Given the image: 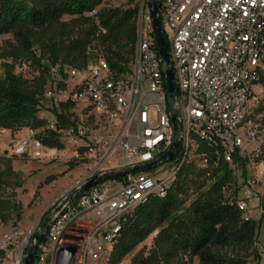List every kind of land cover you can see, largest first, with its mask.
I'll use <instances>...</instances> for the list:
<instances>
[{
  "label": "built area",
  "instance_id": "built-area-1",
  "mask_svg": "<svg viewBox=\"0 0 264 264\" xmlns=\"http://www.w3.org/2000/svg\"><path fill=\"white\" fill-rule=\"evenodd\" d=\"M158 4L174 75L181 129L178 150L170 162L96 184L68 203L39 243L36 264H55L57 251L65 246L77 250L72 264H100L118 239L126 214L153 195L163 198L185 164L232 167L244 161L250 173L230 202L243 220L264 215V170L258 167L264 160V138L252 119L258 104L254 87L264 72V0H158ZM14 68L28 69L29 64L20 60ZM65 72L63 78L58 67L50 70L51 82L63 85L48 92L52 103L72 100L102 119L104 133L92 132L81 121L64 131L71 144L83 148L91 174L109 170L104 165L115 150L119 155L111 169L150 161L168 149L172 128L165 80L151 18L141 4L130 79L113 78L100 55L91 67ZM29 74L34 77L37 71L30 69ZM71 83L75 85L69 91ZM45 128L58 132L55 120ZM37 134L27 129L12 145L13 155L43 158L45 147ZM254 201L259 217L251 214ZM17 237V232H10L0 238V264H22L25 242L15 245ZM255 245L264 252V246L257 241Z\"/></svg>",
  "mask_w": 264,
  "mask_h": 264
},
{
  "label": "trees",
  "instance_id": "trees-1",
  "mask_svg": "<svg viewBox=\"0 0 264 264\" xmlns=\"http://www.w3.org/2000/svg\"><path fill=\"white\" fill-rule=\"evenodd\" d=\"M103 2L0 0V36L11 34L20 46L19 52L6 56L15 60L31 49L42 72L34 77L17 75L13 62L3 63L0 130H38L37 138L44 147L60 149V135L47 130L45 121L37 116L50 70L58 67L65 78L67 69L87 68L100 55L113 78L132 77L139 5L100 7ZM158 9L160 13L159 4ZM63 17L70 19L62 20ZM99 28L105 32H99ZM164 38L168 51L165 35ZM259 82L264 83V72ZM58 105L51 112L58 129H66L72 124L67 116L73 103ZM257 111L263 113L260 122L264 126V107ZM239 165L244 167V161ZM16 175L12 159L0 155V223L15 224L20 219L21 204L13 191L21 187L20 182L12 179ZM55 177L48 176L43 183ZM238 193L233 169L228 164L183 165L163 198L153 195L126 214L107 264L121 263L146 239L152 242L148 253H135L131 264H246L245 259L223 253L224 249L236 252L251 249L259 264L261 252L255 243L263 216L260 220H243L241 212L230 202ZM36 261L37 254L31 264Z\"/></svg>",
  "mask_w": 264,
  "mask_h": 264
},
{
  "label": "rangeland",
  "instance_id": "rangeland-1",
  "mask_svg": "<svg viewBox=\"0 0 264 264\" xmlns=\"http://www.w3.org/2000/svg\"><path fill=\"white\" fill-rule=\"evenodd\" d=\"M140 4L141 0H104L100 7L126 8ZM69 19L70 17H63L62 20ZM163 31L165 34L167 33V29H163ZM19 48V43L12 38L11 34L0 36V75L3 72V63H16L20 60L27 61L29 68L21 70L13 68L15 74L30 77V69H35L37 74L41 72V69L35 63L34 52L31 49L29 53L21 55L15 60L9 58L10 55L6 56L9 52H19ZM91 65L88 67H91ZM75 84L71 83L68 90H73ZM56 87H60V83L51 82L48 73L45 91L40 102L39 112L37 114L39 118H42L45 121V125L52 120L56 121V118L52 114L51 110L53 108H58L59 105L55 106L52 103L51 98L47 95L48 92H56ZM254 88L258 94V104L252 115V119L256 122L260 138H264V126L260 122L263 113L257 111L259 107H264V83L258 82ZM66 101L73 103V107L69 109V115L67 116L71 123L81 121L92 132L96 134L104 133L103 127H100L102 119L95 113L94 110L81 104H76L72 100H62L60 102ZM64 131L65 128L58 129L57 132L60 135L62 148L56 149L45 147V155H43V158L40 159H33L28 155H13L12 145L16 139L22 135L21 130L17 132H0V140L2 141V144L0 145V155L9 156L12 159V167L17 173L16 177H13L12 179L21 183V187L13 190L16 200L21 204L20 219L15 224H13L12 221L0 223V238L10 232H17L18 237L13 241L14 244L16 245L21 242H25L27 236L36 231L39 225V217L59 198L67 195L68 191H70L76 183L81 181L93 171L92 164H90V162L83 157V148L71 144L65 138ZM3 150L7 151V153L5 154ZM118 155L119 152L115 150L104 165V168H115ZM258 164V167L264 170V160H261ZM247 168V166L241 167V165H232L236 186L238 188L242 187L245 182V177L250 173ZM243 172H245V174H243ZM51 175H55V179L49 183H43L45 178ZM255 205L256 201L250 204L251 210L254 211L251 212V214L255 217H259V212L256 211ZM77 241L78 240L76 239V242ZM76 242L74 244H76ZM25 244L27 246V242H25ZM150 244H152L151 240L146 239L119 264H131V258L137 252L141 251L144 254H147L150 249ZM257 244H259L261 248L264 246V215L259 228ZM258 251L261 252L260 248H258ZM223 253L226 255H234L235 258L245 259L246 264H256L254 255L251 253V249L247 252L245 250H237L236 252L234 250L231 251L230 249H224ZM108 256L109 254L102 256L100 264H107ZM263 263L264 252H261L259 264ZM193 264H195V262Z\"/></svg>",
  "mask_w": 264,
  "mask_h": 264
},
{
  "label": "water",
  "instance_id": "water-1",
  "mask_svg": "<svg viewBox=\"0 0 264 264\" xmlns=\"http://www.w3.org/2000/svg\"><path fill=\"white\" fill-rule=\"evenodd\" d=\"M146 2V9L151 18V25L155 40V49L157 55L160 59L165 86H166V95H167V107L168 113L170 116L171 128H172V141L168 149L156 156L154 159L136 164L131 166L120 167L116 169H109L101 171L94 174H89L81 181L76 183L67 195L59 198L55 203H53L46 212H44L39 217V225L36 231L27 236L25 244L22 250V264H31L33 257L36 254L37 248L43 237L45 236L47 230L50 227V224L54 216L59 213L68 203L73 201L78 195L86 191L90 187L105 182L113 180L127 174L139 173L147 171L154 167L160 166L167 162L172 161L175 156L179 144H180V122L178 120V113L176 110L175 104V85H174V75L170 64V59L166 47V42L164 38V31L162 27V22L160 18V13L158 9V0H141V6L144 7ZM7 151H5V154ZM76 248L74 246H65L61 247L55 255V264H72L76 256Z\"/></svg>",
  "mask_w": 264,
  "mask_h": 264
},
{
  "label": "crops",
  "instance_id": "crops-1",
  "mask_svg": "<svg viewBox=\"0 0 264 264\" xmlns=\"http://www.w3.org/2000/svg\"><path fill=\"white\" fill-rule=\"evenodd\" d=\"M6 131H8V130H0V132H2V133H4V132H6ZM26 131H27V128L26 129H22L21 130V132H22V135H20L19 137H22V136H24L25 135V133H26ZM8 132H11V131H8ZM18 137V138H19ZM17 140V139H16ZM0 145L2 144V141L0 140ZM3 152L5 153V150H3ZM46 152V151H45ZM45 152H44V155H45ZM259 234V233H258Z\"/></svg>",
  "mask_w": 264,
  "mask_h": 264
}]
</instances>
